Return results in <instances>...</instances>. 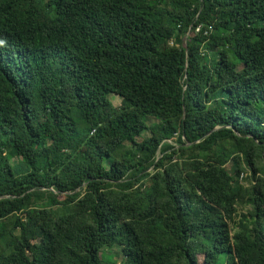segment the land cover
Listing matches in <instances>:
<instances>
[{
    "label": "trees",
    "instance_id": "trees-1",
    "mask_svg": "<svg viewBox=\"0 0 264 264\" xmlns=\"http://www.w3.org/2000/svg\"><path fill=\"white\" fill-rule=\"evenodd\" d=\"M0 264H264V0H0Z\"/></svg>",
    "mask_w": 264,
    "mask_h": 264
},
{
    "label": "rangeland",
    "instance_id": "rangeland-1",
    "mask_svg": "<svg viewBox=\"0 0 264 264\" xmlns=\"http://www.w3.org/2000/svg\"><path fill=\"white\" fill-rule=\"evenodd\" d=\"M109 98H110V100L112 101V103H113L114 106H116V107L119 106V104H120V98H118V97H114V96H110ZM148 119H149L148 124L157 121V119H155V118H151V117H149ZM147 135H148V132L145 131V132H143L142 137H146ZM117 156H119V155H117ZM14 158H15V157H11V160H12V161H15ZM106 167H107V166H106ZM59 198H60V196H59ZM108 251H110V250H105L104 252H108ZM116 252L119 253V249H117Z\"/></svg>",
    "mask_w": 264,
    "mask_h": 264
},
{
    "label": "built area",
    "instance_id": "built-area-1",
    "mask_svg": "<svg viewBox=\"0 0 264 264\" xmlns=\"http://www.w3.org/2000/svg\"><path fill=\"white\" fill-rule=\"evenodd\" d=\"M198 30V29H197Z\"/></svg>",
    "mask_w": 264,
    "mask_h": 264
}]
</instances>
